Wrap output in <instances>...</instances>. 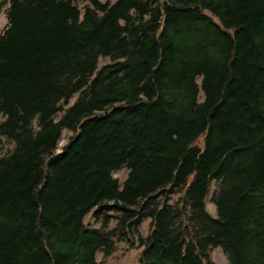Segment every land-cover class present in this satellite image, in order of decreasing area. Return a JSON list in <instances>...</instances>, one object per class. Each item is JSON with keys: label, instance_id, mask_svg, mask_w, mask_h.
Masks as SVG:
<instances>
[{"label": "trees", "instance_id": "obj_1", "mask_svg": "<svg viewBox=\"0 0 264 264\" xmlns=\"http://www.w3.org/2000/svg\"><path fill=\"white\" fill-rule=\"evenodd\" d=\"M0 7V264H264V0Z\"/></svg>", "mask_w": 264, "mask_h": 264}, {"label": "rangeland", "instance_id": "obj_2", "mask_svg": "<svg viewBox=\"0 0 264 264\" xmlns=\"http://www.w3.org/2000/svg\"><path fill=\"white\" fill-rule=\"evenodd\" d=\"M3 7H0V31L2 30V28L5 26L6 24V17L5 14L3 12ZM108 62V60L106 58H99L97 61V66L104 64ZM74 99V97L70 100V102H72ZM200 99V98H199ZM58 117V116H57ZM2 120L1 116H0V121ZM71 135V132L63 129L61 130L60 133V139L58 141L57 144V149L55 152H59L60 148L65 144L67 138ZM199 140H201V137L199 138ZM196 144L199 145V143L197 142ZM3 146H6L5 143H3ZM125 176V172L123 170H119L114 172L113 177H115L116 179H118V181H121ZM217 189V183L216 182H211L210 183V187H209V191L207 193V196L205 198L204 201V210L205 212L210 216V217H214L215 216V209L214 206L210 203L209 198L212 195V193H214ZM178 194H175L173 196L170 197V203H174L177 198H178ZM89 219V214L87 216H85L84 218V222L86 221V224H88L89 226H95L97 227V224H93L91 223ZM148 220H144L141 223V229L139 230L140 236L143 238L145 237L146 233L145 230L147 229V223ZM113 226V223H110L108 226V229H111ZM136 235V233H134V236ZM135 238V237H134ZM133 238V242L135 244L130 245V241H122V242H117L115 243L114 249L113 251L108 255V256H103L101 253H96L95 254V262L96 264H138V256H139V251L140 249L137 248L136 246V240H134ZM209 259L213 264H228L227 260L224 256V254L222 253V251L219 248L213 249L211 251V253L209 254Z\"/></svg>", "mask_w": 264, "mask_h": 264}]
</instances>
